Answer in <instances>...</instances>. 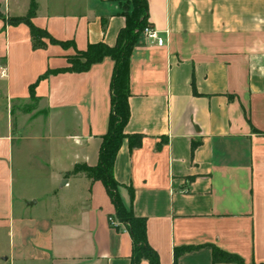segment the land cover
<instances>
[{
    "label": "crops",
    "instance_id": "obj_1",
    "mask_svg": "<svg viewBox=\"0 0 264 264\" xmlns=\"http://www.w3.org/2000/svg\"><path fill=\"white\" fill-rule=\"evenodd\" d=\"M125 1L35 0L33 24L73 47L34 49L29 26L10 24L32 0H0V93L12 116L14 103L36 105L0 132V264H132L105 186L73 174L99 163L114 62L45 77L90 45L114 46ZM148 3L165 45L143 34L131 57L125 132L135 138L114 167L122 200L134 193L161 264H215L214 247L264 264V0ZM30 171L49 175L42 210L33 197L15 205V182ZM181 248L191 250L175 259Z\"/></svg>",
    "mask_w": 264,
    "mask_h": 264
},
{
    "label": "trees",
    "instance_id": "obj_2",
    "mask_svg": "<svg viewBox=\"0 0 264 264\" xmlns=\"http://www.w3.org/2000/svg\"><path fill=\"white\" fill-rule=\"evenodd\" d=\"M121 10V15L125 18V26L119 32L114 46L111 47L104 43L90 45L86 51L77 52L76 55L68 58V68L49 71L45 77L60 73H86L90 71L93 65L103 62L106 58L113 60L109 129L102 138L99 163L93 168L79 166L73 174H85L89 179L100 181L105 186L115 208V221L123 226L132 238V264H139L144 260L148 261L149 264H161L159 255L148 241L147 220L137 218L133 212L134 193L131 191L130 204L126 206L120 195L121 185L114 177L115 162L124 140L128 139L132 142L135 138V136H129L125 132L131 116L129 107L130 61L144 31L151 28L148 0H126L122 4ZM36 12L37 4L35 0H32L28 15L24 18L11 19L10 24L29 26L34 49L45 48L44 40L65 49L73 47L72 42H58L48 32L37 28L32 22ZM190 250L191 248L177 249L175 259ZM213 262L215 264H245L239 256L223 252L215 247L213 248Z\"/></svg>",
    "mask_w": 264,
    "mask_h": 264
},
{
    "label": "rangeland",
    "instance_id": "obj_3",
    "mask_svg": "<svg viewBox=\"0 0 264 264\" xmlns=\"http://www.w3.org/2000/svg\"><path fill=\"white\" fill-rule=\"evenodd\" d=\"M122 8V5H121ZM76 55V54H75ZM16 59V55L11 56V62L9 65H11V78L15 81V76L21 71L22 63L20 64V61ZM4 85L6 86L8 79L5 78L3 81ZM2 85V84H1ZM35 103H29L28 106H26L24 109L21 107L20 104H13V116L11 115V110H7V95L3 92L0 93V132H3L7 130V120L8 118H17L19 114V107L20 111L22 112H29L32 111L35 107ZM24 181H16L15 182V198H16V206L18 203H21V198L19 197H33V200L30 203H37L36 201H39L40 206L38 207L39 210L43 209L45 206V201L48 198V194L50 193V181H49V175H42L38 172H28L26 175H23Z\"/></svg>",
    "mask_w": 264,
    "mask_h": 264
},
{
    "label": "built area",
    "instance_id": "obj_4",
    "mask_svg": "<svg viewBox=\"0 0 264 264\" xmlns=\"http://www.w3.org/2000/svg\"><path fill=\"white\" fill-rule=\"evenodd\" d=\"M144 36H146L150 41L155 42L159 47H163L165 45V41L161 39L158 33L155 32L152 28H147L144 31ZM112 225H115V222H112Z\"/></svg>",
    "mask_w": 264,
    "mask_h": 264
},
{
    "label": "water",
    "instance_id": "obj_5",
    "mask_svg": "<svg viewBox=\"0 0 264 264\" xmlns=\"http://www.w3.org/2000/svg\"><path fill=\"white\" fill-rule=\"evenodd\" d=\"M66 183V181L64 182V184Z\"/></svg>",
    "mask_w": 264,
    "mask_h": 264
}]
</instances>
